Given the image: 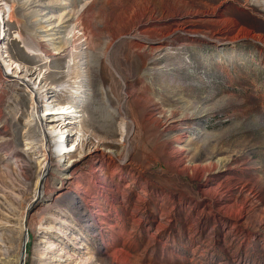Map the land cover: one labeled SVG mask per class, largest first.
<instances>
[{
  "label": "rangeland",
  "instance_id": "1",
  "mask_svg": "<svg viewBox=\"0 0 264 264\" xmlns=\"http://www.w3.org/2000/svg\"><path fill=\"white\" fill-rule=\"evenodd\" d=\"M4 1L0 264H20L26 234L25 264H264V0ZM28 1L61 24L54 40ZM100 52L119 84L107 103L91 70ZM80 54L82 93L67 97L58 68ZM67 100L77 113L58 112ZM42 132L55 166L39 194ZM92 142H115L133 166L107 162L104 187L99 161L65 168Z\"/></svg>",
  "mask_w": 264,
  "mask_h": 264
},
{
  "label": "bare ground",
  "instance_id": "2",
  "mask_svg": "<svg viewBox=\"0 0 264 264\" xmlns=\"http://www.w3.org/2000/svg\"><path fill=\"white\" fill-rule=\"evenodd\" d=\"M32 5L33 4L31 2H29V3H27V6L26 5L25 6L27 7V10H32V8H33ZM36 5H39L37 7H42L43 6L42 5V1H38L36 3ZM9 8H10L9 5L4 0H0V27H1L2 32H3L4 35H6L5 34L6 33V30H5L6 22H8V21L10 22V19H11V12L8 11ZM32 13H35L34 18L35 17L37 18L36 19V23H37L38 26H40L41 33L48 34V35H46V37H48V39H45L44 42H46V41L49 42L51 40H54L52 38L55 35L53 32L55 31V29L61 28V24H59V23L57 24V23L51 22V20H53V17H49L48 16L49 15L48 12H45V11L38 12V11L32 10ZM219 18H220L219 19L220 21H225V16L223 14H221ZM258 38H259V36H258ZM258 38L256 36L251 35V39L252 40H256L257 41ZM260 38L261 39L259 41L264 43V36H260ZM55 51H57V52L54 55H59L61 49L60 48H56ZM107 53H108V51H107ZM83 59H84V56L81 55V54L72 56L71 60L69 61V65L61 66V67L58 68L59 69L58 70L59 80H63L65 78L70 79V82L68 83V84H70L69 88L65 89L67 86H65V87L63 86L64 89H62L64 91V93L67 94V97H77L76 95L74 96L73 94H77L78 95V94L82 93V91H78V90H80V88L83 87L82 86L83 85L82 84V80L80 79V74H79V71L81 70V67L84 65ZM126 59H128V58H126ZM105 60H106V54L100 52L97 55V57H96V59L94 61V65L91 67V70H92V73L94 75L96 91H100V94L102 93L101 97H103L104 101L107 103L108 101H107V96L105 95V91H107V88L110 89L111 94L114 96V98L116 100H118V87H119V84L115 80V78L113 77V74L110 72V70L107 69L106 66H104V61ZM71 64H72V66L75 67L74 69L76 71L75 72L74 71L71 72L72 74H70V73L66 74V72H64V70L70 68ZM116 64L118 66V70L121 69V67H122L121 63L119 61H117ZM109 65L112 67V64H109ZM10 66L11 65H9L8 67H10ZM48 73L49 72H48L47 68H45L43 71H41L42 80L46 77V75H48ZM65 83H63V84H65ZM79 84H80V87L78 86ZM70 86L73 89H71ZM76 89H78V90H76ZM62 90H60V91H62ZM47 94H49V93H47ZM35 98H34V93H33L32 97H31L33 105L35 104V102H34ZM101 100H102V98H101ZM73 104H74V101L67 100L66 101V105L64 107L59 108L58 112L65 113L66 115H71L72 113H77V111L72 110V108L74 107ZM103 106H105V105H103ZM100 108L103 109V107H100ZM105 108H106V106H105ZM51 112L55 113V111H51ZM99 112H101V110ZM99 112H98V114H99ZM98 116L101 118V123H100L101 126H99V127H100V129L102 131H104L102 133H105L109 139H113V138L117 137L118 131L116 129V124L111 119H107L108 117L106 118V115L103 113V111ZM70 123H72V122H70ZM61 129H64V128L61 127ZM42 134H43L42 136L44 137L43 138V144H44L43 145V147H44L43 152L45 153V156H44V160H42L44 162V165H43L44 172H43L42 178L40 180H38L37 185H36V192H38L39 194L46 193L47 185L44 184V178H45L46 173L52 171V169L55 166V162L53 161L52 153H51L52 146L49 145L50 136L48 134H46V133L44 134V132H42ZM52 137H54V136L52 135ZM63 139H61L59 141V143H61V144L65 143L67 139H65V142L62 141ZM91 145H92L91 147L87 146L86 150L83 151L79 157H77L80 160H76V159L70 158L69 161H68V165L65 168L71 169V167H73V165H74L72 163H74L75 161H82L85 166L86 165L91 166L96 161H99L100 162V166L92 173V175H93V178H94L93 180L95 182L97 181L101 186L104 187L106 185V183H107L106 182V180H107L106 179L107 178L106 177V172L107 171H106V168H105V165H106L107 162L115 164L116 161H118V162L123 161V165H125L127 167H132L133 164H134V161L129 159L128 156H125L123 159H121V155L118 152H116L115 150L112 149L114 147V145L116 146L115 142L110 144V145H108V146L103 147L102 149L100 148V145H98V144L96 145L94 142H92ZM54 147H55L56 153L58 154V157H62V158H64V157L66 158L67 154H71V153L76 154V153L79 152L78 146L76 148H74L75 151L71 150V149H68L67 146H65V145L64 146L56 145ZM57 166L60 167V165H57ZM73 173L74 172H71L69 174L68 173L65 174L66 175L65 178H64L65 181L66 180L67 181L71 180V181H68V183H73L75 180L82 179L84 177V176L83 177L79 176V177L76 178ZM76 186L78 188H80V189L84 188V186H82L80 184H77ZM38 193H36L37 196H38ZM85 195H86V193H85ZM27 242H28V240H27ZM26 247H27V243H26Z\"/></svg>",
  "mask_w": 264,
  "mask_h": 264
},
{
  "label": "water",
  "instance_id": "3",
  "mask_svg": "<svg viewBox=\"0 0 264 264\" xmlns=\"http://www.w3.org/2000/svg\"><path fill=\"white\" fill-rule=\"evenodd\" d=\"M27 234L25 235L24 242H23V253L20 260V264H25V258H26V243H27Z\"/></svg>",
  "mask_w": 264,
  "mask_h": 264
}]
</instances>
